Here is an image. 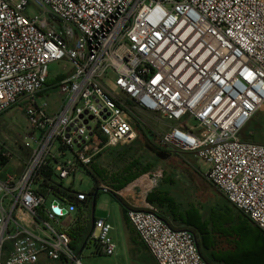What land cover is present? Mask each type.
Here are the masks:
<instances>
[{"label":"built area","instance_id":"built-area-1","mask_svg":"<svg viewBox=\"0 0 264 264\" xmlns=\"http://www.w3.org/2000/svg\"><path fill=\"white\" fill-rule=\"evenodd\" d=\"M52 63L67 65L62 78ZM15 108L26 128L14 144L27 152L0 132V264H83L59 221L87 196L63 181L133 142L137 111L166 121L156 148L192 153L204 181L264 233V144L240 138L264 112V0H0V118ZM126 219L157 264H207L194 233L153 206L128 204ZM111 230L94 219L87 243L113 255Z\"/></svg>","mask_w":264,"mask_h":264},{"label":"rangeland","instance_id":"rangeland-1","mask_svg":"<svg viewBox=\"0 0 264 264\" xmlns=\"http://www.w3.org/2000/svg\"><path fill=\"white\" fill-rule=\"evenodd\" d=\"M26 13L29 16H34L38 13V10L35 6L30 5L27 7ZM66 68L68 67L64 63L49 64V76H59L62 78L66 74ZM41 100L42 99H39L37 103L40 104ZM57 105L58 98L53 94L49 99L50 110L55 109ZM135 114L139 125L137 127L138 135L133 142L138 141L139 144L136 143L131 148L125 147L128 145L130 146L133 142L118 145V149L120 150H116L117 152H112V147L104 149L94 162L98 164L102 173V178L98 180V182L89 174L92 169L89 172L80 169L74 181H72V179L63 181L64 186H71L75 193H83L88 199L91 198L89 194L93 188L97 186L99 191L95 199L94 219L100 216L103 219L107 218L106 220L112 226L110 236L115 244L113 255L106 256L98 253L93 242H89L84 248L81 247L82 242H79V244L75 246V249L77 254L80 252V259L83 264H147L146 255L149 257L151 256L147 249L140 244L138 238L135 239L137 243H139L138 245L144 249V252L137 250V247L132 243L131 236L119 221L121 205L110 193L112 191L118 195L121 200H130L129 195L134 193L132 197L135 201L141 200L142 198L145 200L147 195L154 191L164 192L166 193L165 196L173 198V209L175 207V213L176 210L187 212V210L191 211L192 208H196L198 212L200 211L203 216H205L211 209L216 211L223 210L220 205L222 202L221 200L219 201L222 195L208 185L197 172L196 163L202 174H204L205 168L200 161L193 157V155L173 150L163 151L166 155L163 158L156 155V152L162 150L156 148L153 143L156 141L157 136L166 128V121L162 120L159 115L154 113L137 111ZM0 126V132L2 136L6 138V145L13 149L19 157H24L27 151L22 149L20 144H14V140L18 142L24 141L26 120L23 112L15 108L0 120ZM139 130L141 132H139ZM145 135L150 138L148 141H146ZM240 138L242 140L264 144V112H258L250 120L241 131ZM123 147L125 148L124 150H130V153L127 154L128 157L124 156L125 152L121 150ZM114 148H117V146H114ZM117 153L121 154V156L118 155V158L116 156ZM130 163L134 164L129 172H125V167ZM15 168L16 162L14 161L6 168V171L12 172ZM128 175H136V177L123 188L115 190L108 187L112 183L113 177L117 176L118 180H120L123 176ZM150 176L154 179V186L149 183L142 187L133 185L147 181L150 179ZM99 186L108 188L109 192ZM127 187H129V189L124 190L120 195L119 191ZM150 187L153 188L151 190H146ZM216 196L218 197L219 205L215 199ZM52 199H55V197L49 194L47 196L46 205H48ZM89 206H91L90 201ZM230 206L233 207L231 204ZM154 208L167 217L173 226H181V224L175 221L168 212L164 210L161 211L156 206H154ZM74 219L75 214H71L69 217L63 218L59 222L62 228L71 226V233L74 235L77 231H80L79 234L82 238L85 236L83 231L84 229L85 231L88 229V224L85 222L87 224L86 227L75 228ZM89 232L90 229L88 233ZM41 261L43 264H56L55 262H48L43 259Z\"/></svg>","mask_w":264,"mask_h":264},{"label":"trees","instance_id":"trees-1","mask_svg":"<svg viewBox=\"0 0 264 264\" xmlns=\"http://www.w3.org/2000/svg\"><path fill=\"white\" fill-rule=\"evenodd\" d=\"M139 132L141 131L139 130ZM145 138L146 141L150 139L146 135ZM136 143H138V141L133 142L130 146L128 145L125 148H131ZM125 148L123 147L121 150H124ZM116 150H120L118 149V145L117 148L112 147V152H117ZM124 152V156L128 157L127 154L130 153V150H124ZM118 155L121 156L120 153H117V158ZM156 155L160 158L166 156L163 151L156 152ZM99 156L100 154L93 160L91 164L92 171L89 172L96 182L102 178V173L98 164L94 163ZM133 164L134 163H130L125 167L124 171L129 172ZM135 177L136 175H128L123 176L118 180L117 176H115L112 178L113 181L108 187L110 189L119 190L130 183ZM149 178L151 179V176ZM127 188L122 189L119 193H122ZM67 191L68 189H64L61 185L53 187L55 196H64ZM98 191L99 189L95 186L89 194L93 204H95ZM110 193L125 208L126 215L127 207L124 202L113 191ZM165 195L166 193L164 192L154 191L147 195L145 200L147 203L158 207L161 211L164 210L168 212L175 221H178L181 224L180 228L188 229L194 233L199 253L207 264H264V233L246 219L235 207H231L222 196L219 201L221 200L223 203H220L223 210L216 211L211 209L207 215L203 216V214L200 211L198 212V209L196 208H192L191 211L187 210V212L176 210L175 213V207L173 209V198ZM215 199L218 204V197L216 196ZM158 215L165 222L173 225L168 218L162 215L159 211ZM79 233L80 231H77L74 235L70 232L73 240L71 244L72 248H74L79 242H82V245L87 242V234L81 238ZM132 243L137 247V250L144 252V249L138 245L139 243H137L136 239H132ZM140 244L142 245L141 242ZM146 259L147 264H157L152 255L150 257L146 255Z\"/></svg>","mask_w":264,"mask_h":264},{"label":"crops","instance_id":"crops-1","mask_svg":"<svg viewBox=\"0 0 264 264\" xmlns=\"http://www.w3.org/2000/svg\"><path fill=\"white\" fill-rule=\"evenodd\" d=\"M14 109H11L9 111H7L6 113H4L0 120H2V118L8 114L9 112L13 111ZM191 155H193L192 153H189ZM194 157V156H193ZM198 162V161H197ZM201 162V161H200ZM202 163V162H201ZM203 167L205 168L204 172L206 171V167L204 166V164L202 163ZM196 167H197V172L202 176L203 174L200 172L198 166H197V163H196ZM132 195H134V193H132L131 195H129V198L130 200H122L124 202V204L126 205V207H128V204H131V205H139V206H146L148 205L149 203H146L144 198H142L141 200H137L135 201L134 198L132 197ZM89 201L91 202V206H89ZM121 205V204H120ZM151 205V204H149ZM153 206V205H151ZM94 207H95V204L92 203L91 199H86L82 205H80L78 207V210L75 214V219H74V225H75V228H81V227H86V225L88 224V229L85 231L84 229V233L87 234L88 236V231L89 229L91 230V227H92V221L94 220ZM154 207V206H153ZM120 218H119V221L122 223V226L124 227V229L128 232V234L131 236V239H135L137 238L136 234L134 233L132 227L129 225V223L127 222V219H126V215H125V208L121 205L120 206ZM96 219H103L101 216L99 218H96ZM104 219H107V218H104ZM87 224H86V223ZM85 223V224H84ZM173 226V225H172ZM174 228H180V227H175L173 226ZM87 232V233H86ZM79 243H77L78 245ZM85 244L87 245L88 243L85 242ZM85 245V246H86ZM82 246V244H81ZM45 260L47 261L46 259L44 258H41L39 260V263L38 264H43V262L41 260ZM49 262V261H48ZM56 264H62L60 262H55Z\"/></svg>","mask_w":264,"mask_h":264},{"label":"bare ground","instance_id":"bare-ground-1","mask_svg":"<svg viewBox=\"0 0 264 264\" xmlns=\"http://www.w3.org/2000/svg\"><path fill=\"white\" fill-rule=\"evenodd\" d=\"M153 184V186H154V179H149V180H147V181H145V182H141V183H137V184H134V185H138V186H145L146 184ZM131 187V186H130ZM153 187H150V188H147L146 190H151ZM127 189H129V188H127ZM146 192V191H145ZM145 192H144V194H145ZM120 195L122 194V193H119Z\"/></svg>","mask_w":264,"mask_h":264},{"label":"water","instance_id":"water-1","mask_svg":"<svg viewBox=\"0 0 264 264\" xmlns=\"http://www.w3.org/2000/svg\"><path fill=\"white\" fill-rule=\"evenodd\" d=\"M107 191H109V190H107ZM53 205H56V203H55V202H53ZM54 212H55V213H58V212H59V210H58V209H54ZM62 213H64V211H63ZM92 222H93V221H92Z\"/></svg>","mask_w":264,"mask_h":264}]
</instances>
